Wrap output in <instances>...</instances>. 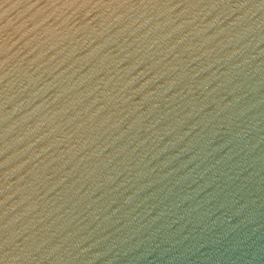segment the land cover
I'll use <instances>...</instances> for the list:
<instances>
[{
	"label": "water",
	"instance_id": "95a60500",
	"mask_svg": "<svg viewBox=\"0 0 264 264\" xmlns=\"http://www.w3.org/2000/svg\"><path fill=\"white\" fill-rule=\"evenodd\" d=\"M0 264H264V0H0Z\"/></svg>",
	"mask_w": 264,
	"mask_h": 264
}]
</instances>
